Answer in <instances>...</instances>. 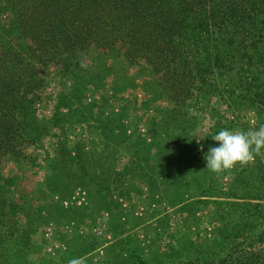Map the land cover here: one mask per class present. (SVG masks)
Listing matches in <instances>:
<instances>
[{"label":"rangeland","instance_id":"374dc122","mask_svg":"<svg viewBox=\"0 0 264 264\" xmlns=\"http://www.w3.org/2000/svg\"><path fill=\"white\" fill-rule=\"evenodd\" d=\"M252 15L194 44L191 76L110 60L82 78L53 64L29 74L38 126L0 146V264H264V149L219 174L204 159L221 129L264 124Z\"/></svg>","mask_w":264,"mask_h":264},{"label":"trees","instance_id":"16d2710c","mask_svg":"<svg viewBox=\"0 0 264 264\" xmlns=\"http://www.w3.org/2000/svg\"><path fill=\"white\" fill-rule=\"evenodd\" d=\"M6 2L13 20L6 30L11 39H0V146L15 140L16 130L28 134L27 128L38 126L32 114L36 95L25 92L33 81L29 74L36 68L40 72L38 66L53 64L82 78L77 70L86 69V74L93 64L110 60L126 75L138 65L151 68L158 80L163 74L191 76L192 47L207 44L204 37L211 28L224 27L235 15L240 20L236 26L251 24L252 13L264 20V0L243 5L242 0Z\"/></svg>","mask_w":264,"mask_h":264},{"label":"clouds","instance_id":"9594fccd","mask_svg":"<svg viewBox=\"0 0 264 264\" xmlns=\"http://www.w3.org/2000/svg\"><path fill=\"white\" fill-rule=\"evenodd\" d=\"M211 139L217 146L208 148L204 157L206 168L219 174L234 168L237 164L245 165L261 153L264 149V124L257 129L249 130L221 129ZM69 264H81V261L72 259Z\"/></svg>","mask_w":264,"mask_h":264},{"label":"crops","instance_id":"0c3cea01","mask_svg":"<svg viewBox=\"0 0 264 264\" xmlns=\"http://www.w3.org/2000/svg\"><path fill=\"white\" fill-rule=\"evenodd\" d=\"M139 202H141V201H139ZM144 224L147 225V223H144ZM144 224H143V225H144ZM143 225H142V226H143Z\"/></svg>","mask_w":264,"mask_h":264},{"label":"built area","instance_id":"2783aa9c","mask_svg":"<svg viewBox=\"0 0 264 264\" xmlns=\"http://www.w3.org/2000/svg\"><path fill=\"white\" fill-rule=\"evenodd\" d=\"M100 233V232H99Z\"/></svg>","mask_w":264,"mask_h":264}]
</instances>
